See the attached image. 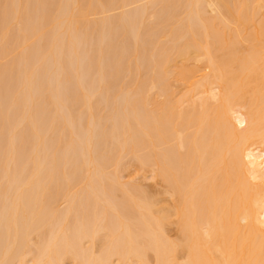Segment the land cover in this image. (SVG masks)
<instances>
[{
  "label": "bare ground",
  "instance_id": "1",
  "mask_svg": "<svg viewBox=\"0 0 264 264\" xmlns=\"http://www.w3.org/2000/svg\"><path fill=\"white\" fill-rule=\"evenodd\" d=\"M67 263L264 264V0H0V264Z\"/></svg>",
  "mask_w": 264,
  "mask_h": 264
},
{
  "label": "rangeland",
  "instance_id": "2",
  "mask_svg": "<svg viewBox=\"0 0 264 264\" xmlns=\"http://www.w3.org/2000/svg\"><path fill=\"white\" fill-rule=\"evenodd\" d=\"M131 7H134V5L129 6V8H131ZM122 10H123V9L120 8V9H117V10H114V11H111V12H108V13L96 14V15H94V16H95V17H100V16L107 15V14H115V13H119V12H121ZM193 63H194V62H193ZM193 63H190V64H192V66H194ZM197 63L199 64V66H200L201 68H203V63H202V62H197ZM197 63H196V64H197ZM180 65H181V64H180ZM206 71H207V70H205V69L201 70L200 72H198L197 77H195V78H191L190 80L196 82V80H197L198 78L201 77V74L205 73ZM174 72H175V71H173V72H171V73L174 74ZM171 73H170V75H169V78H170V79H169V80H170V81H169V84H170V82H171L172 87H170V88H171V89L173 88L172 91H174V96H175V98H177V99L179 98V101H181V100H183V99L180 98V97H183V95L186 93V90H188V88H190L191 86H193L192 84H193L194 82L192 83V82H190L189 80H186V82H188V81L190 82V83L188 82V83H189V85H188L186 82H184V83H186V84H184L183 82H179L180 79H178V78H177V81H176V78H174V75L172 76ZM151 74H152V73H151ZM154 74H155V73H154ZM155 76H156V75H155ZM170 76H171V77H170ZM175 77H177V75H176ZM195 79H196V80H195ZM181 81H183V80H181ZM188 86H190V87H188ZM187 87H188V88H187ZM191 88H192V87H191ZM171 89H170V90H171ZM170 90H169V92L172 93V95H173V92L170 91ZM189 90H190V89H189ZM189 90H188V94H189ZM155 92H156V93H155ZM154 93H155V96H156V94H158V95L160 96V97H159L160 100H158V101H161V99H163V98L165 97V95H164V97H161V96H163V94H162V93H158V92L156 91V89L154 90L153 94H154ZM192 93L195 94L196 91L194 92V90H193ZM161 94H162V95H161ZM190 94H191V91H190ZM194 94H192L191 96H193ZM158 95L156 96V98H158ZM185 95H186V94H185ZM185 95H184V98H185L186 96H189V95H186V96H185ZM195 95H196V94H195ZM195 95H194V96H195ZM202 95H205V94H199V95L197 94L196 98H197L198 96L201 97ZM155 96H154V97H155ZM159 98H158V99H159ZM187 98H188V97H186V99H187ZM189 98H190V97H189ZM189 98H188V99H189ZM193 98H194V97H193ZM193 98H190L189 101H192V102H193V100H192ZM164 99H165V98H164ZM164 99H163V100H164ZM173 99H174V97H173ZM177 99H176V100H177ZM180 99H181V100H180ZM186 99L184 100V102H185L184 104H182L183 102L181 103V106H182V105L186 106V105H189V104L191 103V102H189V104H188V102H186ZM197 99H198V98H197ZM156 100H157V99H156ZM174 100H175V99H174ZM194 100H196V99L194 98ZM185 104H186V105H185ZM130 166H132V165H130ZM130 166H129V167L125 170V172L123 173V174H125L126 178H129V176L132 175V172L130 173L131 175L129 174V172L133 169V168L130 167ZM134 167H135V166H134ZM135 168H136V167H135ZM135 168H134V169H135ZM129 169H130V170H129ZM132 171L135 172V170H132ZM134 172H133V173H134ZM149 173H150L149 171L146 172V174H148V175L150 176L151 173H150V174H149ZM128 174H129V176H128ZM138 174H139V175H136V173L133 174V175H135V178H136V179L133 180V181H136L137 183H138V182H141V185H142L145 189L147 188V190H148V188H149V191H150L151 189H153V190L156 189L157 194H155V195H156V196H159V195H160V194H159V192H160L159 189L162 190V189H163L162 187L165 188V183L162 182L163 180L160 181V180H161V177L158 176L157 179H156V177H155V178H151V177H150V178H146V179H144L143 177H139V176H140V173H138ZM141 175H142V174H141ZM131 177H133V176H131ZM131 177H130V178H131ZM159 178H160V179H159ZM133 179H134V178H133ZM131 180H132V179H131ZM161 182L164 183V184H162ZM153 190L150 191V192H153ZM157 190H158L159 192H158ZM162 191H163V190H162ZM156 192L154 191V193H156ZM154 193H151V194L153 195ZM161 194H163V193H161ZM161 196H162V197H160V196H159V197H160V198L167 197V195H166V196H165V195H161ZM163 196H164V197H163ZM168 196H170V195H168ZM169 198L171 199L172 197L170 196V197H168L167 199H169ZM167 199H166V200H167ZM170 199L167 200V203H168V204H169V201H170V204L173 203V199H171V200H170ZM166 200H165V203H166ZM168 204H167V205H168ZM170 204H169V205H170ZM172 205H173V204H172ZM175 218H176V217H175ZM175 218H173V219H175ZM176 225H177V224H176ZM176 225H175L174 223H173V224L171 223V225L168 226V229H169V227H170V229H169L170 231L168 230V231H169V234H170L171 236L173 235L174 238L177 237V235H178V231H177V230H178V229H177L178 227H177ZM171 226H172V227H171ZM176 229H177V230H176ZM173 236H172V237H173ZM67 264H72V263H67Z\"/></svg>",
  "mask_w": 264,
  "mask_h": 264
}]
</instances>
